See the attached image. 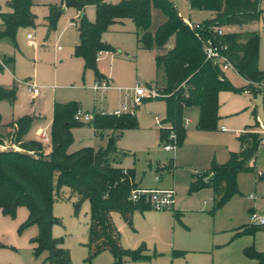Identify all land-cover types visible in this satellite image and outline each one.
Instances as JSON below:
<instances>
[{
    "label": "rangeland",
    "instance_id": "rangeland-1",
    "mask_svg": "<svg viewBox=\"0 0 264 264\" xmlns=\"http://www.w3.org/2000/svg\"><path fill=\"white\" fill-rule=\"evenodd\" d=\"M9 1L0 0V12L12 11ZM106 1L119 4L123 0ZM171 2L180 16L192 22H203L210 15L205 10H191L188 0ZM60 7L65 10L51 28V11ZM261 9L260 19L227 26L226 30L261 34L259 66L264 71V0H261ZM30 11L35 18L34 24L19 26L14 37L0 36L3 65L0 82L15 89L14 101L0 100V114L5 123L30 116L41 120L40 124H48L53 101L57 98L74 101L82 111L127 112L126 106L133 108L136 85L151 81L157 82L160 91L166 94L162 91L167 86L166 74L154 59L156 50L141 47L132 19L114 24L103 33L102 40L122 55L115 58L113 51H103L97 68L103 74L101 63L105 73L111 76L110 89L96 90V69L87 66L84 58L75 52L80 21L77 9L65 6L64 0H34ZM85 12L88 18L96 20L95 5H87ZM166 19L162 8L153 7L151 30L155 32ZM1 23L0 17V32L5 30ZM170 44H175L174 38ZM222 73L233 90L219 93L217 127L201 129L199 109H185L184 122L187 119L192 122L185 126V139L177 144L176 151L167 150L166 142L159 137V127L165 126L161 124L165 114L163 99L147 100L132 109L137 126L125 129L120 138L119 145L127 153L120 164L135 168L136 180L143 186H174L176 197L174 206L169 209L153 206L146 210L136 209L131 223L120 212H114L113 220L121 234L122 247L141 253L135 259L127 257L123 264H260L259 258L250 252L264 253V227L256 226L252 220L253 213L264 215V142L260 143L253 169L238 173L237 192L225 201L222 202L225 181L205 185L201 179L208 176L199 177V174L212 175L213 166L227 163L231 154L240 150L241 132L257 121L264 125V81L256 82L254 88L243 89L247 82L236 70H222ZM33 86L40 92L35 93L31 89ZM142 124L150 127H142ZM48 129L51 144V128ZM80 129L75 130L77 139L72 150L97 145L99 140L88 128ZM35 130L36 124L28 133L30 140ZM78 131L85 133L81 136L85 139L82 143ZM260 136L264 139V132ZM7 140H12L7 148H15L13 139ZM158 174L161 177L158 178ZM71 192L68 187L56 190L53 213L59 222L52 229L53 237L61 240L69 251L70 264L115 263L109 250L91 256L88 248L91 204L85 200L77 207V199ZM29 215L27 206H19L14 215L5 214L0 208V264H51L47 250H35L40 228L37 224L27 225Z\"/></svg>",
    "mask_w": 264,
    "mask_h": 264
},
{
    "label": "trees",
    "instance_id": "trees-1",
    "mask_svg": "<svg viewBox=\"0 0 264 264\" xmlns=\"http://www.w3.org/2000/svg\"><path fill=\"white\" fill-rule=\"evenodd\" d=\"M191 8L211 12L213 17L202 22L203 27L192 29L180 16L171 0H123L112 4L106 0H64L65 6H74L81 11L79 21L80 43L76 54L84 58L86 65L98 68V54L101 51H116L111 44L102 40L103 33L115 22L132 19L137 27L138 42L143 48L157 50L155 57L158 67H163L167 86L162 89L166 96L158 97L166 102L167 127L161 128V139L169 142L173 131L180 145L185 139L183 112L186 108H198L200 111L199 127L214 129L219 120V93L233 90V86L222 73L218 64L206 59L203 51L206 39H212L233 63L236 71L248 81L243 87H253L256 82L264 81V71L260 69V40L257 31L228 32L219 34L211 30V25L220 27L244 25L258 20L262 16L261 0H188ZM34 0H10L11 12L2 13L5 30L0 36H15L21 25L34 24L35 18L30 11ZM95 5L96 20L91 21L84 10L87 5ZM162 8L166 21L153 32L152 8ZM64 7L51 11L49 22L53 28L64 11ZM174 38L175 44L170 40ZM3 67L0 61V69ZM169 93V94H168ZM15 89L0 85V100L14 101ZM79 106L74 101L56 103L51 127L52 151L45 153V146L36 140H24L30 131L33 117L25 116L11 123L15 130L12 134L15 148H0V208L5 214L16 213L19 206H27L30 212L27 225L37 224L40 228L35 239V250L48 251L51 264H70L69 251L62 241L54 238L52 229L58 218L53 213L56 190L63 187L71 189L79 207L85 200L91 204V219L88 248L91 256L109 250L115 257V263L123 264L127 257L138 258L140 251L122 247L121 234L114 223L113 213L118 211L132 222L136 209L146 210L151 204L141 199H130L134 189H139L136 182V170L118 166L126 153L118 150L117 141L127 128L137 126V119L132 112L94 113L89 124L98 135L104 130H113L105 146L95 148L85 146L70 151L74 142L73 128L82 127L84 122L76 119ZM0 127L2 115L0 114ZM241 148L233 152L225 164L212 167L214 178L210 181L201 179L202 184L225 181L226 187L222 202L237 192V175L240 171H249L262 141L260 133L246 130L239 136ZM4 145V136L0 133V145ZM209 174L199 175L200 178ZM207 177V178H208ZM201 184V185H202ZM264 227V226H261ZM264 264V253L250 252Z\"/></svg>",
    "mask_w": 264,
    "mask_h": 264
},
{
    "label": "built area",
    "instance_id": "built-area-1",
    "mask_svg": "<svg viewBox=\"0 0 264 264\" xmlns=\"http://www.w3.org/2000/svg\"><path fill=\"white\" fill-rule=\"evenodd\" d=\"M185 22L192 29H200L203 27L202 22H192L189 19H184ZM211 30L218 32L219 34H224L226 32L224 27L211 25ZM226 46H219L213 42L212 39H206L204 43L203 51L206 55V59L212 61L214 64H218L222 70L227 69H235L233 63L230 61L228 56L224 54L223 50H225ZM109 87V83L106 80L97 82L95 85L96 89L107 88ZM35 93L39 92V88L33 86L31 88ZM166 94H163L160 91V88L156 84H146V85H136L133 93V101L134 105H140L145 100L154 99L158 97H164ZM133 113V111H131ZM122 112L117 111L115 114H120ZM105 114V112H103ZM94 117V114L91 112H85L82 110H78L76 114V119L80 122H91ZM188 124V120L186 121ZM167 127V126H164ZM262 129L264 132V125L262 124ZM42 138L44 141L49 140V135L45 132L42 133ZM176 134L172 131L169 135V142L165 143V148L167 150L176 151L177 143H176ZM176 191L175 189H146L139 188L134 189L131 193L130 199L133 201L145 200V202L151 204V206L156 207L158 209H169L175 204ZM252 220L256 226H264V215H260L257 213H253Z\"/></svg>",
    "mask_w": 264,
    "mask_h": 264
},
{
    "label": "crops",
    "instance_id": "crops-1",
    "mask_svg": "<svg viewBox=\"0 0 264 264\" xmlns=\"http://www.w3.org/2000/svg\"><path fill=\"white\" fill-rule=\"evenodd\" d=\"M191 10H192V8H191ZM86 11V8H85V10H84V12ZM77 12H78V19L80 20V15H81V11H79L78 9H77ZM210 13V15H209V17L208 18H211V17H213V14L211 13V12H209ZM85 14H86V12H85ZM87 16V15H86ZM184 18V17H183ZM208 18H206V19H208ZM89 20H91V21H93L91 18H88ZM184 19H187V18H184ZM2 20V19H1ZM74 21H75V19H73ZM126 20V19H125ZM125 20H122V21H117V22H115L114 24H117V23H119V24H124L125 23ZM2 25H3V22L1 23ZM113 24V25H114ZM113 25H111V29L113 28ZM227 28L225 27V30H226ZM227 31V30H226ZM136 33H137V29H136ZM35 42V41H34ZM80 43V31H79V35H78V38L75 40V42H74V46H75V50H76V46L78 45ZM36 45V42L34 43V46ZM58 49L59 50H62V47L61 46H58ZM106 52H109V51H106ZM103 51H101L100 53H99V56H98V60L100 59V56H102L103 55ZM157 53H158V51L156 50V55H157ZM113 54H114V56H115V58H117L118 56H120V55H122V52L121 51H119L117 48H116V51H114L113 52ZM156 55L154 56V59H155V57H156ZM7 67V66H6ZM99 67H100V69L102 70V72H103V74H100L101 75V77L100 78H98V76L96 75V83L97 82H100V81H103V80H106V81H108V83H110L109 81L111 80V76L110 75H107L106 73H105V70H104V68H103V66H102V64L101 63H99ZM8 68V67H7ZM9 69V68H8ZM103 77V78H102ZM246 82L248 83V81L246 80ZM1 84L0 85H3V86H6L5 84H2L3 82H0ZM96 83H95V85H96ZM147 84H156L157 85V82H154V81H151V82H149V83H147ZM6 87H9V88H12L11 86H6ZM94 89H96L95 88V86H94ZM101 89H105V90H108V89H110V84H109V87H107V88H101ZM96 90H98V89H96ZM40 92V91H39ZM38 92V93H39ZM58 100H54L53 101V113H52V115H51V118H50V120H49V123L48 124H40L41 123V120H39V119H34L33 118V124H32V127H31V129L33 128V126L36 124V130H35V132H34V138H32L31 140H36V141H40V142H42L41 140L43 139L42 138V133L43 132H45L47 135H49V132H48V128H51L52 127V122H53V117H54V106H55V104L56 103H65L66 101H64L65 99H60V98H57ZM154 99H156V98H154ZM150 100H153V99H148V101H150ZM147 100H145L144 102H146ZM69 102V101H68ZM165 102V101H164ZM131 107H133V108H135V107H138V105H133V106H131ZM132 108V109H133ZM194 108H196V107H194ZM132 109H129L127 106H126V111L127 112H131L132 111ZM186 109H189V108H186ZM85 112H90V111H85ZM103 112H105V111H102V113ZM115 112H117V111H114V112H111V113H115ZM91 113H95V112H91ZM97 113H101V112H97ZM105 113H107V112H105ZM133 113H134V111H133ZM165 117H166V102H165V114H164V118H163V120H162V123L161 124H165V126H169L170 124L169 123H164L163 121H164V119H165ZM155 120H157L156 118H155ZM188 120V124H186V121ZM185 122H184V124H185V126H188L191 122H192V120L191 119H187ZM13 123H15V125H16V121H12ZM12 122H9V123H5L4 121H3V119H2V127H0V133L4 136V145L2 144L1 145V149H8L7 148V146H8V142L9 141H12V140H7L8 138H12V134H13V132H14V130H15V127H13L12 125H11V123ZM88 128V130H90V132H92L93 133V135H94V137L97 139V140H99V142L97 143V145H88V146H94L95 148H99V147H101V146H105L106 144H107V142H108V140H109V138L111 137V135L114 133L113 132V130H104L103 132H102V134L101 135H98L97 133H96V131H95V129L89 124V122H87V123H85V125L84 126H82L81 128L82 129H80V130H83V128ZM142 127H146V128H149L150 126L149 125H145V124H142ZM77 128H80V127H76V128H73V135H74V142H73V144L75 143V141H76V129ZM162 128V126H160L159 127V137L161 136V131H160V129ZM31 129H30V131H31ZM79 130V129H78ZM247 130H253L254 132H257V133H260V134H262V132H263V129H262V123H260V122H258L257 121V123L253 126V127H251V128H249V129H247ZM79 132V142L80 143H82L85 139L83 138V137H81V136H84L85 135V133H82V131H78ZM89 132V131H88ZM124 132V131H123ZM245 132V131H244ZM29 133V132H28ZM28 133L24 136V140L25 141H28V140H30L29 138H28ZM241 133H243V132H241ZM78 134V133H77ZM86 134H87V132H86ZM158 134V133H157ZM122 135H123V133H122ZM121 135V136H122ZM81 137V138H80ZM89 137V136H88ZM121 138V137H120ZM120 138L118 139V141H117V146H118V150H119V152H120V155H122V153H126V152H124L122 149H121V146L119 145V141H120ZM43 141H44V139H43ZM240 142V141H239ZM262 142H264V139H262ZM5 143H6V145H5ZM43 144H50V136H49V140L48 141H44V142H42ZM73 144L71 145V147H70V151L72 150V146H73ZM19 144H17V143H14V147H15V149H17V150H20L21 148L18 146ZM237 145H239V143L237 144ZM45 146V153L46 154H49L51 151H52V142H51V144L50 145H48V147L46 146V145H44ZM82 147H85V146H81V147H78L77 149H75V150H78V149H80V148H82ZM240 148H241V146H240ZM75 150H72V151H75ZM127 154V153H126ZM125 154V155H126ZM176 157V153H175V156H174V158ZM174 158L172 159V160H174ZM123 159L124 158H121V162L120 163H122L123 162ZM254 162H255V157H254V159H252L251 161H250V165L253 167L254 166ZM117 164L118 166H120V167H123V168H126V167H124V166H122V164ZM129 168H131V167H129ZM135 169V168H134ZM200 175V174H199ZM159 177H161V175L160 174H158V178ZM135 180H136V178H135ZM136 182H137V180H136ZM138 183V182H137ZM139 184V187L140 188H146V189H175V187L173 186L172 188H163V187H156V188H149V187H147V186H143L141 183H138ZM113 215H114V213H113ZM115 223V222H114Z\"/></svg>",
    "mask_w": 264,
    "mask_h": 264
},
{
    "label": "water",
    "instance_id": "water-1",
    "mask_svg": "<svg viewBox=\"0 0 264 264\" xmlns=\"http://www.w3.org/2000/svg\"><path fill=\"white\" fill-rule=\"evenodd\" d=\"M214 178V175L212 174V175H210L206 180L207 181H210V180H212Z\"/></svg>",
    "mask_w": 264,
    "mask_h": 264
}]
</instances>
